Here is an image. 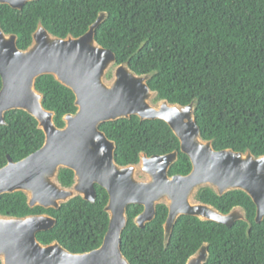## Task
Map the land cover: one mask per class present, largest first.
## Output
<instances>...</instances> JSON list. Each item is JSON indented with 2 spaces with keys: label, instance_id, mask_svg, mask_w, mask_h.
Returning <instances> with one entry per match:
<instances>
[{
  "label": "trees",
  "instance_id": "16d2710c",
  "mask_svg": "<svg viewBox=\"0 0 264 264\" xmlns=\"http://www.w3.org/2000/svg\"><path fill=\"white\" fill-rule=\"evenodd\" d=\"M101 11L108 17L96 30L97 41L117 55L118 63L130 59L138 74L153 72L149 85L158 99L189 104L195 110L202 135L217 150L250 149L264 155V0H34L22 9L0 4V23L5 32L18 35L25 49L41 22L59 37L86 33ZM0 75V90L2 88ZM44 105L56 113L58 126L64 116L75 113V94L53 75L37 79ZM0 124V168L8 155L19 161L40 149L45 133L34 116L24 110L6 114ZM116 142V159L127 165L138 163L140 153L161 155L179 151L170 174L186 175L192 170L190 157L163 120H141L133 115L101 125ZM60 181L74 182V171L62 169ZM198 198L223 213L242 206L252 223L238 220L232 227L216 221L182 215L165 245L164 223L168 207L158 205L156 217L143 228L134 219L144 206L128 208L129 221L122 236V249L132 264H186L188 258L208 242L206 264H264V219L255 220L257 207L241 190L220 196L203 188ZM109 194L97 185L95 202L77 196L59 209L29 207L23 192L0 196V213L25 216L49 213L57 218L54 228L40 231L43 243L58 240L72 252L99 247L109 227L105 210ZM1 264V261H0Z\"/></svg>",
  "mask_w": 264,
  "mask_h": 264
},
{
  "label": "water",
  "instance_id": "95a60500",
  "mask_svg": "<svg viewBox=\"0 0 264 264\" xmlns=\"http://www.w3.org/2000/svg\"><path fill=\"white\" fill-rule=\"evenodd\" d=\"M34 0H0L16 9ZM108 17L101 11L89 30L81 36L59 37L41 22L29 47L18 45V35L7 33L0 23V124H7L6 114L24 110L38 121L45 133L43 146L29 156L0 168V196L23 192L29 207L59 209L63 203L81 196L95 202L97 185L105 188L109 200L105 210L110 222L102 244L90 251L72 252L58 240L43 243L40 231L52 229L57 218L49 213L15 216L0 213L1 264H132L122 249V236L129 221L132 204L144 206L134 221L143 228L156 217L158 205L168 207L164 223L165 245L182 215L202 221H216L232 227L252 223L242 206L223 213L213 204L198 198L203 188L217 195L241 190L255 202V220L264 219V155L256 156L233 148L217 150L213 141L202 135L196 119L197 100L189 104L158 99L149 80L154 73L138 74L130 59L118 63L116 53L101 45L95 35ZM53 75L75 94L77 111L64 116L58 126L56 113L45 107L44 94L37 79ZM138 116L141 120L165 121L180 141L181 151L192 162L186 175L170 174L179 151L148 155L140 153L138 163L122 165L116 159L117 145L101 129L105 122ZM62 169L74 171V182L60 181ZM208 242L192 254L186 264H206Z\"/></svg>",
  "mask_w": 264,
  "mask_h": 264
}]
</instances>
